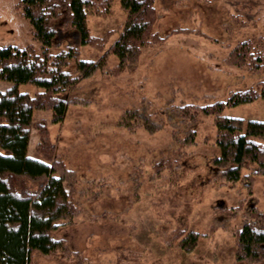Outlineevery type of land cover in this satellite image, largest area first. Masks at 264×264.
Wrapping results in <instances>:
<instances>
[{"label": "rangeland", "instance_id": "rangeland-1", "mask_svg": "<svg viewBox=\"0 0 264 264\" xmlns=\"http://www.w3.org/2000/svg\"><path fill=\"white\" fill-rule=\"evenodd\" d=\"M18 1L0 0V46L22 47L33 42L31 25L21 15ZM153 3L157 11L154 31L161 35L177 27L190 31L174 33L161 45L143 50L132 70L109 76L96 69L81 79L69 94L83 101L69 104L61 122L53 123L49 110L33 111V119L42 118L47 123L54 152L75 173L79 187L88 189L77 198L80 211L72 223L55 235L66 239L85 264H250L235 257L233 228L243 212L213 236L208 235V228L213 218L219 217L215 206L234 207L246 198L242 211L253 205L264 210V175L255 176L250 191L241 179L230 183L214 176L211 159L219 153L214 143V116L202 115L195 126L197 142L183 148L178 144L181 133L172 143V128L167 123L149 133L135 126L128 129L121 118L125 109L135 107L147 108L158 121L161 111L171 104L223 100L231 91L264 81V69L252 73L224 62L238 41L264 37V0ZM125 18L119 0H113L107 15H88L86 22L91 34L102 35L117 29ZM235 20L242 22L236 24ZM226 23L233 27L226 30ZM101 53L81 45L79 58L96 59ZM116 62V55L107 56L109 65ZM11 85L0 80V91ZM40 89L18 85L19 91L29 94ZM222 114L240 117L245 123L250 119L264 121V99L225 107ZM37 140L32 128L31 155H35ZM179 150L183 156L177 176L165 169L152 177L153 162ZM247 172L242 170V174ZM178 225L199 233L191 251L171 241V230ZM32 258L33 264H72L59 252L49 256L34 253Z\"/></svg>", "mask_w": 264, "mask_h": 264}, {"label": "trees", "instance_id": "trees-1", "mask_svg": "<svg viewBox=\"0 0 264 264\" xmlns=\"http://www.w3.org/2000/svg\"><path fill=\"white\" fill-rule=\"evenodd\" d=\"M112 1H18L21 15L31 25L33 42L22 47L0 46V80L12 83L0 91V264H33L34 253L49 256L58 252L72 264H85L82 255L55 233L72 223L80 211L77 198L88 189L79 187L75 173L54 152L47 123L42 118L33 119V111L49 110L51 121L61 122L69 104L83 101L69 94L81 79L96 69L109 76L132 70L143 50L161 45L174 33L190 31L177 27L161 35L154 31L157 11L153 0H119L126 13L119 29H110L102 35L91 34L86 22L88 15H107ZM232 27L224 24L226 30ZM113 35L115 38L108 45ZM81 45L102 53L96 59H80ZM109 54L117 57L113 65L107 63ZM224 62L252 73L260 72L264 69V37L250 36L238 41L225 55ZM19 84L41 89L29 94L19 91ZM257 98L264 99V81L231 91L223 100L171 104L161 111L158 121L152 119L147 108L125 109L121 124L128 129L135 126L153 133L167 123L172 128V143L181 133L178 144L183 148L197 142L195 126L202 115H213L214 143L219 149L211 159L214 176L230 183L241 179L250 191L255 176L264 175V121L250 119L245 123L242 118L226 116L222 111ZM32 128L38 136L35 155L28 152ZM182 156L179 150L155 160L152 177L165 169L177 176ZM243 169L249 172L242 174ZM245 201L246 198L240 199L234 207L215 206L214 212L219 217L211 221L208 235L213 236L219 228L225 229L238 212H243L242 220L233 228L235 257L237 261L257 264L264 262V210L252 204L242 211ZM170 234L171 241L186 252L196 246L199 236L198 232L179 225Z\"/></svg>", "mask_w": 264, "mask_h": 264}, {"label": "crops", "instance_id": "crops-1", "mask_svg": "<svg viewBox=\"0 0 264 264\" xmlns=\"http://www.w3.org/2000/svg\"><path fill=\"white\" fill-rule=\"evenodd\" d=\"M4 86H6V85H4Z\"/></svg>", "mask_w": 264, "mask_h": 264}]
</instances>
